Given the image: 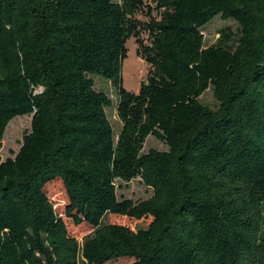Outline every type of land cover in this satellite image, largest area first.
<instances>
[{
  "label": "trees",
  "instance_id": "trees-1",
  "mask_svg": "<svg viewBox=\"0 0 264 264\" xmlns=\"http://www.w3.org/2000/svg\"><path fill=\"white\" fill-rule=\"evenodd\" d=\"M215 17L235 46H205ZM130 37L149 66L138 93L121 83ZM27 115L0 159V264H264V0H0V142ZM148 136L167 149L143 152ZM135 178L151 196L119 200Z\"/></svg>",
  "mask_w": 264,
  "mask_h": 264
},
{
  "label": "rangeland",
  "instance_id": "rangeland-1",
  "mask_svg": "<svg viewBox=\"0 0 264 264\" xmlns=\"http://www.w3.org/2000/svg\"><path fill=\"white\" fill-rule=\"evenodd\" d=\"M143 1L145 4H151V0ZM152 15L156 16V12L153 11ZM136 18L142 22L147 20L144 13L137 14ZM202 34L204 36L205 46H211L218 42L219 45L233 47L237 40L238 28L232 20H222L219 17H215L203 27ZM226 35L228 37L227 39ZM142 38L144 40L146 39L145 34H142ZM125 46L127 54L122 63L121 83L125 90L131 93H138L140 83L146 78L149 66L137 56V45L133 37H130L126 41ZM95 89L105 92L113 102L116 101L115 90L106 80L100 79V77L95 78ZM199 99L211 109H216L218 107V103L214 99L211 89L206 90ZM106 114L113 129L118 131L120 123L116 117L115 108L106 109ZM31 117V115L16 117L8 123L0 142V159L2 161L8 158H14L18 153L23 135L30 131ZM149 149L165 151L167 148L163 142L152 136H148L144 143L143 152H147ZM46 192L57 212L62 213L65 203V194L61 182L57 180L51 182L46 186ZM116 193L119 200L129 199L132 201H139L150 197L152 191L141 182L140 178H135L129 182H118L116 184ZM104 221L107 223L122 224L131 229L136 228L137 225L133 220L113 215L106 216ZM148 221L149 220H146V222ZM67 226L70 234L79 242H82V240L92 232V230L86 226H74L69 221H67ZM123 264H130V262Z\"/></svg>",
  "mask_w": 264,
  "mask_h": 264
}]
</instances>
